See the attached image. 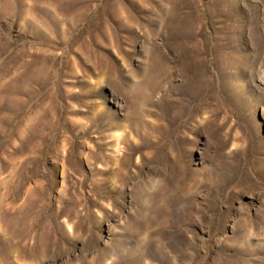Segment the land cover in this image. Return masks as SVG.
Listing matches in <instances>:
<instances>
[{
    "label": "rangeland",
    "instance_id": "1",
    "mask_svg": "<svg viewBox=\"0 0 264 264\" xmlns=\"http://www.w3.org/2000/svg\"><path fill=\"white\" fill-rule=\"evenodd\" d=\"M228 263L264 264V0H0V264Z\"/></svg>",
    "mask_w": 264,
    "mask_h": 264
},
{
    "label": "bare ground",
    "instance_id": "2",
    "mask_svg": "<svg viewBox=\"0 0 264 264\" xmlns=\"http://www.w3.org/2000/svg\"><path fill=\"white\" fill-rule=\"evenodd\" d=\"M238 236V235H237ZM241 236V235H240ZM239 240V239H238ZM228 264H231V263H228Z\"/></svg>",
    "mask_w": 264,
    "mask_h": 264
}]
</instances>
